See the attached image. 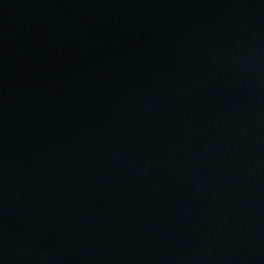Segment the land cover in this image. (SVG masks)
Here are the masks:
<instances>
[{
  "label": "water",
  "instance_id": "water-1",
  "mask_svg": "<svg viewBox=\"0 0 264 264\" xmlns=\"http://www.w3.org/2000/svg\"><path fill=\"white\" fill-rule=\"evenodd\" d=\"M0 264H264V0H0Z\"/></svg>",
  "mask_w": 264,
  "mask_h": 264
}]
</instances>
